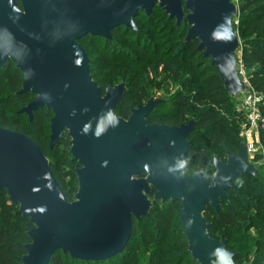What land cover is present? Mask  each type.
<instances>
[{"label":"water","instance_id":"1","mask_svg":"<svg viewBox=\"0 0 264 264\" xmlns=\"http://www.w3.org/2000/svg\"><path fill=\"white\" fill-rule=\"evenodd\" d=\"M0 0V69L11 61L23 74L18 95L35 99L18 114L33 121L52 112L49 147L66 132L78 190L69 202L38 145L26 135L0 127V193L7 192L32 224L22 264H50L58 251L83 261L108 260L131 239L133 220L148 217L155 203H181L179 219L188 251L198 264H236L227 240L214 239L205 214H217L232 183L257 176L245 141L236 155L213 160L212 180L180 171L191 152L195 120L180 127L148 124L165 100L151 98L128 119L114 112L126 93L124 83L105 93L91 75L79 41L87 36L112 39L120 27L137 31L135 18L160 7L189 29L185 42L211 59L233 98L246 92L239 72L241 47L233 19L234 0Z\"/></svg>","mask_w":264,"mask_h":264},{"label":"trees","instance_id":"2","mask_svg":"<svg viewBox=\"0 0 264 264\" xmlns=\"http://www.w3.org/2000/svg\"><path fill=\"white\" fill-rule=\"evenodd\" d=\"M234 2L241 22L238 63L241 61L250 84L263 96L260 111L264 119V0ZM17 3L21 8L19 0ZM156 9L163 11L156 6L149 16L140 12L135 18L138 29L139 18L144 16L147 23L141 30L148 29V33L152 31L151 19ZM188 29L186 22L182 28H176L183 42L175 44L170 50H164L160 43L153 44L148 34L125 27L115 29L111 40L87 36L78 43L90 60L94 81L104 93L107 87L116 85L98 81L93 68L97 65L108 68L115 63H125L128 66L127 76L120 81H112V84L124 83L127 89L114 112L124 119H128L131 110L139 106L127 109L129 90L132 88L141 99L149 101L154 96L149 87L152 80L169 73L170 78L166 81L170 79L173 84H178L180 90L171 98H164L165 103L159 105L148 117V124L180 127L194 119L195 131L188 137L191 152L181 168L180 175L191 177L201 174L205 180L211 181L214 158L225 161L229 156L236 155L242 147L244 140L239 120L244 119V113H241V118L237 116L236 99L226 91L218 70L211 65V59L205 58L203 51L198 50L199 42H185ZM131 33L134 34L133 38H130ZM124 38L129 40L125 41L128 48L118 45ZM88 48L93 49L99 58H91L92 52L88 51ZM207 62H210V66L204 68ZM149 75L153 77L152 80ZM23 80L22 72L11 61L5 68L0 69V127L22 133L38 145L49 160L53 175L67 200L72 202L78 190L76 169L79 165L70 154V139L65 132L58 144L50 150L52 112L44 108L34 114L31 122L27 116L18 114L36 97L31 93L18 95L23 87ZM162 87V84L157 82L154 88ZM159 109L162 110L158 112ZM261 141L264 147V128L261 130ZM255 161L261 162L262 155L257 156ZM263 171L264 164L258 165L257 176L245 175L233 182L227 192V199L222 201L221 213L217 214L209 207V212L205 214L211 225V236L217 240H227V247L236 253V264H239L244 258L243 254L251 251L253 246L256 256L264 253V239L232 240L241 235L242 228L246 232L257 226L255 221L264 220ZM180 206L181 203L177 201L165 205L155 203L148 217L140 222L133 220V233L129 244L115 257L97 262L83 261L58 251L50 264H198L188 251V240L179 219ZM253 212L256 214H252ZM32 227L29 219L23 218L19 212V207L10 203L7 192H1L0 264H22V257L26 253L24 246L30 242L27 233ZM261 227L264 230V226ZM221 229L227 233L220 232ZM243 241L247 244L242 249L239 245Z\"/></svg>","mask_w":264,"mask_h":264},{"label":"rangeland","instance_id":"3","mask_svg":"<svg viewBox=\"0 0 264 264\" xmlns=\"http://www.w3.org/2000/svg\"><path fill=\"white\" fill-rule=\"evenodd\" d=\"M140 21L138 23V27L139 29L137 28V31H142L144 34H148L149 37L151 39L149 40H152L154 43L153 44H156V43H160L162 44V47L164 50H170V48L172 46H174L175 44H182L183 42V38L181 37L180 33L176 30V21L172 19H170L164 11H161V10H158L156 9L155 12L152 14V23H153V26H152V31L150 33H148V29H143L141 30V27L147 23V19L144 18V16L140 17L139 18ZM137 19V20H139ZM235 19V18H234ZM234 19H233V24H235L237 30H236V33L238 35V37H240L241 35V32L239 31L240 30V27H241V22H240V19L238 17V14L236 16V19H235V22H234ZM137 27V25H136ZM144 28V27H142ZM182 28L179 27L178 29ZM136 31V32H137ZM134 37V34L131 33L130 34V38H133ZM153 37V38H152ZM186 39V38H185ZM125 41H129L128 38H124L123 40H120L118 42V45L121 47V48H128V44L125 42ZM240 50V49H239ZM88 51H91L92 54H90L91 58H99V55H96V52L94 51L93 52V49H89L88 48ZM240 52H238V55H239V58H240ZM199 58V57H198ZM210 66V62H207V64H205L204 68ZM104 66H101V65H97L94 69V75L96 76V79L98 81H100L101 83L102 82H105L107 83L108 85H117V84H112V81H120L122 78H124L125 76H127V72L129 71V68L128 66L125 64V63H115L113 64L111 67H108L106 68ZM161 69H163V67H161ZM239 70L243 72V77H247L246 73L244 72V68L242 66V63L240 61L239 63ZM150 77V80L153 79V77L151 75H149ZM168 78H170V75L169 73H166L163 75V77L161 78H158L156 80H152V85L149 86L151 87V90L153 92L152 95L153 96V99H161V100H164V98H171L175 93H177L179 90H180V86L177 84H173L171 81H166ZM158 82L162 84V88H154L156 83ZM241 99H242V96L240 98H236V102H235V106H236V109L238 110L237 111V116L241 118V111L239 109V105L241 104ZM127 109H130L131 107H136L137 105H144L146 103H148L149 101L148 100H144L143 98L141 99L140 98V95L138 93H136L132 88L129 90V93H128V96H127ZM169 108V107H167ZM163 109V110H168V109ZM162 109H159L158 112H160ZM241 121H243L241 123ZM239 123L241 124V128H242V125L244 123V119H240L239 120ZM262 180L264 182V171L262 172ZM252 214H256V212H253ZM257 226L255 228H252L250 230H247L246 232L243 230L244 228H242V230H240L242 233L241 235L239 236H235L234 239H231L232 240H243V239H248V238H260V239H264V230L262 229L261 226H264V220L261 219V220H258V221H255ZM255 224V223H254ZM223 229H221L220 232H225L227 233V231H222ZM220 235H222L221 233H219ZM240 234V233H238ZM228 238H229V235H228ZM246 244L247 242L246 241H243V243H241L239 246V248H245L246 247ZM243 259L239 262V264H264V253L260 254L259 256H256L255 254V249H254V246H253V249L251 251H247L243 254Z\"/></svg>","mask_w":264,"mask_h":264},{"label":"built area","instance_id":"4","mask_svg":"<svg viewBox=\"0 0 264 264\" xmlns=\"http://www.w3.org/2000/svg\"><path fill=\"white\" fill-rule=\"evenodd\" d=\"M246 92L243 93L239 109L244 113V123L241 128V136L246 143L249 160L257 168L264 164V147L261 141V130L264 128L260 106L263 103V96L250 84L247 77H243L240 71ZM262 155V161L256 162L257 156Z\"/></svg>","mask_w":264,"mask_h":264}]
</instances>
